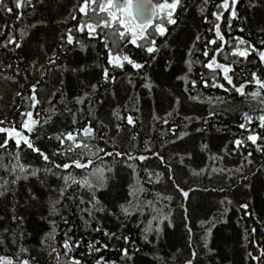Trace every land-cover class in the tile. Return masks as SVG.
Returning <instances> with one entry per match:
<instances>
[{
	"label": "snow or ice",
	"instance_id": "obj_1",
	"mask_svg": "<svg viewBox=\"0 0 264 264\" xmlns=\"http://www.w3.org/2000/svg\"><path fill=\"white\" fill-rule=\"evenodd\" d=\"M11 2L14 7H10L6 0H0V9L6 13L29 9L30 13L25 15L38 18L19 28L18 36L0 30V38H3L0 40V49L15 55L25 43L35 41L37 50L43 53L46 61L33 59L24 69L23 75L20 67L24 63L23 57L17 55L19 63L15 65L0 61V80L7 82L8 86L14 89L13 100L19 98L29 102L18 107L13 104L17 114L13 119L0 118V199L7 201L10 196L14 198L8 219L11 224L22 227L25 217L18 211L21 206L18 189L26 186L27 202L32 206H39L40 219L50 226V230L38 241L40 252H46L54 264H88L90 258L94 260V264H135V254L141 251L130 236L109 232L97 224L93 231L102 232L109 240H122L126 245L119 250V260H110L100 254L109 248L107 243H101L100 240L89 241L86 252L77 256L75 253L81 248L82 241L72 238L71 227L63 232L62 243L57 241V218L68 225L69 211L77 214L85 225L97 221L98 216L114 217L121 224L135 218L145 244L153 243L150 236H154L158 241L165 228L175 227L171 208L173 196L155 190L156 186L161 184L163 176L150 168L146 161L154 158L164 166L168 181L182 200L189 199L190 192L195 189L185 190L181 183L177 182L171 160L166 159L161 151L155 150L151 141H145L143 150L138 151V133L131 136L128 147L116 143V137L108 134L109 124L98 120L94 115L96 104L103 103V100H96L102 86L99 82L89 85L81 80L80 84L84 90L71 99L64 93L63 79L59 80L61 87L51 91L47 99H40V93L47 85L48 79L54 75L63 76L69 71L87 75L95 68L100 69L103 85H115L116 73H126V66H130L133 71L126 73L127 83L135 88V76L143 81L141 86L151 94L155 85L143 70L157 60L162 49L170 46V26L179 28L181 14L191 15L190 9H198L202 24L208 27L205 32H197L190 38L191 43L186 45V59L183 61L185 67L180 69L182 74L175 78L181 82L185 99L193 105L207 106L208 112L206 116L185 115L182 120L183 129L193 123L208 125L212 118L232 111V105L239 98L241 109L238 110L240 122L237 128L242 130L241 135L234 134V138L229 141L231 150L225 145L222 154H209V162L198 169H191V175L209 180L219 177L226 179L229 187L235 181L248 189L252 188V184L248 182L250 176L259 179L264 175V161L254 167L253 152L246 151L249 147H254L255 152L264 155V132L258 131L264 130V73L248 71L244 67L254 63L249 59L253 56L264 65V39H261L257 46L242 36L232 35L234 21L244 24L248 22L247 17L241 16L237 9L241 0H72L70 8L56 0V7L61 9V12L56 14L60 16L59 19L52 15L49 0ZM262 4L264 0H248L247 7L255 9ZM44 12H48L49 16H43ZM16 19L23 20V15L18 13ZM53 21L59 28L55 35V46L49 55L46 50L48 42L39 33L41 29L50 28ZM236 31L243 33L245 27H239ZM259 32L264 35V22L261 23ZM160 38L164 39L158 44ZM129 46L143 52L146 58L143 61L133 58L128 51ZM91 50L96 53L91 69L87 63L69 69L67 64L61 62L62 56L69 52H79L87 56ZM197 65L199 68L194 72ZM165 67L172 69L171 59ZM242 67L239 82H234L237 80V69ZM8 69L12 70L11 75L4 74ZM21 79L27 84H21ZM28 85L29 95L24 96L23 90ZM209 89H220L227 95L222 97L207 94L205 90ZM112 95L114 97L115 92ZM57 96L60 97L59 104L62 108H58L54 103ZM3 98L0 96V100ZM129 100L130 104L113 110L112 116L118 121L115 124L117 136H120L126 127L135 129L137 124L141 123L134 115L140 112V108L134 103L136 98L130 97ZM45 104L48 105L47 108L44 107ZM181 104V98L176 96L172 111L164 117H152L154 121L170 125L167 133L162 131L161 135H169L168 143L171 144L190 135L186 130L178 131L181 129V123L172 124L170 120L179 116ZM62 114L71 117L68 129L44 137V130L53 123L55 117ZM81 118L84 121L82 125ZM195 130L203 133L206 128L202 126ZM221 130L217 128V131ZM41 138L56 141L55 151L48 154L38 147L36 141ZM201 151L208 152L209 145L202 144ZM33 154L42 160V166H34L30 162ZM233 155L242 159L235 167L226 166L225 159ZM192 158L191 153L179 155L178 162L187 167L185 161H191ZM118 168L127 170L129 179L121 176ZM121 186L125 187L124 195L112 205H108L101 194ZM212 190L225 191L223 187ZM219 203L223 206V211L218 216L201 220L199 224L205 254L213 253L209 246L213 230L217 224L228 222L224 217L231 210L229 206L233 201L226 196ZM180 207L183 209L188 237L186 247L191 250L184 264H199L193 241L195 233L188 224V208L183 203ZM250 207L247 202L239 205V210L244 213L241 220L253 215ZM5 218V215L0 214V247H8L5 236L11 233V244L17 250L11 255L7 252L0 254V264H40L39 257L33 255L24 245L25 232L21 230L17 234L12 232L10 227L3 226ZM256 222L264 224V221L258 218ZM256 233L255 227L244 229L243 239L247 241L246 247L253 248V251L247 252V257L255 264H264V242L255 239ZM128 245L131 247H127ZM154 259L160 264H167L165 257L157 256Z\"/></svg>",
	"mask_w": 264,
	"mask_h": 264
},
{
	"label": "trees",
	"instance_id": "obj_2",
	"mask_svg": "<svg viewBox=\"0 0 264 264\" xmlns=\"http://www.w3.org/2000/svg\"><path fill=\"white\" fill-rule=\"evenodd\" d=\"M6 2L9 3L10 7H14L11 0H6ZM49 2L52 6V15L56 16V19H59L60 16L56 14L61 12V9L56 7V0H49ZM59 2L70 8L72 0H59ZM247 5L248 0H241L237 5V9L241 16H246L248 22L247 24H244L241 21H234L232 35L242 36L243 38L248 39L251 43L259 46L260 40L264 39V35L259 32V27L261 26V23L264 22V4L255 9H251L247 7ZM211 10L210 7V11ZM190 12L191 15L187 16L181 14L179 28L170 26L169 31L171 35L168 37V43L170 46L162 49L157 60L152 63L150 67H146L143 70L147 72L152 83L155 85L151 94H149L147 89L141 86L143 81L135 76L133 77L136 85L135 88L127 83L126 73L130 74L133 71L130 66H126V73H121L119 71L116 73L117 83L115 85H103L100 69L95 68L90 70L87 75L83 73L74 74L71 71L64 73L63 76L54 75L48 79L47 85L40 93V99H47L51 91H55L57 88L61 87L59 80L63 79L64 93L69 99H71L74 95L82 93L84 90L83 85L80 84L81 80L89 85L99 82L102 86L96 96V100H103V103L96 104L94 115L98 120H103L105 123L109 124L108 134L112 137H116V143L128 147L131 136L138 133V140L136 141L138 151L143 150L145 141H151L155 150L161 151V154L164 155L166 159L171 160L177 182L181 183V186L184 187L185 190H188L189 188L195 189V191L190 192L189 199L182 200V197L175 191L173 185L168 181V174L164 166L154 158L146 161L145 163L150 168L162 173L163 176L161 184L157 185L155 190L160 191L165 195L173 196L171 208L173 211V223L175 227L165 228L164 233L160 236L158 241L154 236H150V240H152L153 243L145 244L142 239L141 229L136 226L137 222L135 218L121 224V222L117 221L114 217L98 216L97 221H93L90 225H85L84 222L79 219L77 214L69 211L67 213L69 218L68 225L63 224L57 218L59 224L57 241L62 243L63 232L68 227H71L73 229L70 234L72 238L74 240L82 241L81 248L75 253L77 256L82 252H86V245L89 241L100 240L101 243H107L109 245V248L100 254L110 260H119V250L126 245H124L122 240H109L102 232L93 231L92 229L99 224L103 229L109 232H116L118 235H128L131 237L132 241L135 242V245L141 249L139 253L135 254V264H160V262L154 259V257L157 256L165 257L167 264H184V261L189 257L191 250L186 247L188 237L186 235L183 209L180 207L181 203H183L188 208V224L192 227L193 233H195L193 241L194 247L198 253L199 264H255V262L250 261L247 257V252L253 251V248L251 246L246 247L247 241L243 239V235L245 227L249 229L255 227L257 228L255 239L264 242V224L256 222L257 218L260 221H264V175H261L259 179L250 176V181L248 182L252 184L251 189L245 188L243 185H240L235 181L232 182L231 187H229V182L226 179L219 177H214L212 180H209L204 177H193L191 175V169H198L209 162V154H222V149L225 145H228L231 150L232 145L229 144V141L234 138V134L236 136L241 135L242 130L237 128V124L240 122L238 110L241 109L239 98H237L236 102L232 105V111L226 112L222 116L212 118L208 125L193 123L187 129H183L182 120L185 115L206 116L208 112L207 106L193 105L185 99L181 82L177 81L175 78L177 75L182 74L180 69L185 67L183 61L186 59V45L191 43L190 38L197 32H205L206 27H208L207 25L202 24L198 9H190ZM18 13L23 15V20L18 21L16 19ZM25 13H30V10L20 9L13 13H6L0 9V30L5 31L8 34L15 33L18 36L19 28H23L26 23L34 22V20L38 18L37 16L25 15ZM42 15L48 17L49 13L44 12ZM239 27H245V32L240 33L236 31ZM58 28L59 26L53 21L50 28L40 30V36L44 37L48 42L46 50L49 55L55 46L54 40ZM176 37H179V39L177 40ZM226 38H228L227 34ZM2 39L3 38H0V40ZM163 39L164 38H160L158 44H160ZM128 51L133 58L139 61H143L146 58L143 52L134 49L132 46H129ZM17 55L24 58V63L20 65L21 75L24 74V69L28 67L33 59L40 62L46 61V57L43 53L37 50L35 41L25 43L24 47L21 50H18L15 55L8 50L0 49V61L15 65L19 63L16 59ZM95 56V50H91L87 56L79 52H69L65 56H62L61 62L67 64L69 69L83 63H87L91 69L92 64L95 62ZM169 59L172 61V69L165 67ZM249 59L253 60L254 63L244 66L248 71L264 73V65H261L258 62V58L253 56ZM198 68L199 65L196 66L194 72ZM242 72L243 67L237 69V80L234 82H239ZM4 74L11 75L12 70L8 69ZM30 80L34 82L32 77H30ZM20 83L27 84V82L22 79ZM29 87L30 85L24 88V96L29 95ZM205 91L210 95H219L222 97L227 95L220 89H209ZM113 92H115L114 97L112 95ZM0 96L4 97L3 100H0V118L7 117L11 120L14 116H17L13 107L14 103L17 107L29 103L27 100H20L19 98L13 100L14 89L9 87L7 82L2 80H0ZM176 96L181 98L182 104L179 106V116L170 118V120L172 124L181 123V129L178 131L186 130L190 135L185 137L182 141H177L175 144H171L168 143V140L170 139L169 135H161L162 131L167 133V129L170 125H163L162 123L154 121L152 117L153 115L164 117L166 113L172 111L173 107H175L174 99ZM130 97L136 98L134 103L135 106L140 108V112L134 113V115L141 123H138L135 129L126 127L124 132L120 136H117L115 124L118 123V121L112 116V113L114 109L122 108L124 105L130 104ZM59 99L60 97L57 96L54 103L57 104L58 108H62V105L59 104ZM44 107L47 108L48 105L45 104ZM70 120L71 117L67 114L55 117L53 123L44 130L42 135L46 137L55 132L67 130ZM83 123L84 121L81 118V125ZM202 126L206 128L205 132L201 133L195 130ZM217 128L222 130L217 131ZM258 131L264 132V130L259 129ZM204 143L209 145L208 152L201 151V145ZM36 144L48 154L55 151L57 147L56 141H49L46 138L37 140ZM246 151L253 152V159L255 161L254 167H258L260 162L264 161V155L255 152L254 147H249ZM187 153H191L193 158L191 161L186 160L185 163L188 166L184 167L179 164L178 156L186 155ZM240 159H242V157L233 155L227 157L224 164L228 167H235ZM30 162L34 166H42L43 164L42 160L35 156V154L30 158ZM117 170L126 180L129 179L127 170H120L119 168ZM25 187L26 186H21L18 189L20 193L18 198L21 201V206L18 211L25 217L23 226L17 227L16 225L11 224L8 219V216L11 213V205L15 202L14 198L11 196L7 201L0 199V214L5 215L6 217L3 226L10 227L12 232L17 234L21 230L24 231L26 234L24 245L32 251L33 255L39 257L40 264H54L53 261L49 260L46 252H40L38 243L44 233L50 230V226L40 219L41 210L39 206H32L30 202H27ZM221 187H223L225 191L221 192L212 190ZM124 192L125 187L121 186L112 189L111 192L102 193L101 197L108 205H112L119 197L124 195ZM226 196L233 201L232 205L229 206L231 210L227 212L224 217L228 222L226 224H217V227L213 230L209 245L213 249V253L205 254L200 239L202 235L199 227L200 221L213 216H218V214L223 211V206L220 205L219 201ZM245 202L251 205L250 211L253 215L241 220L244 213L242 210H239V205ZM238 221L240 222L237 223ZM141 227H143V225ZM5 240L8 247H0V254L7 252L11 255L17 250V248L11 244V233L5 236ZM127 247L131 246L128 245ZM113 249H116V251H113ZM254 254L258 253L254 252ZM88 264H94V260L90 258Z\"/></svg>",
	"mask_w": 264,
	"mask_h": 264
}]
</instances>
